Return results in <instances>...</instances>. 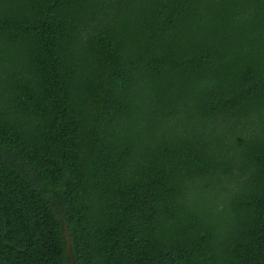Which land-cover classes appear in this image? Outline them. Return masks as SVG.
Here are the masks:
<instances>
[{"label": "trees", "instance_id": "obj_1", "mask_svg": "<svg viewBox=\"0 0 264 264\" xmlns=\"http://www.w3.org/2000/svg\"><path fill=\"white\" fill-rule=\"evenodd\" d=\"M0 264H264V0H0Z\"/></svg>", "mask_w": 264, "mask_h": 264}]
</instances>
